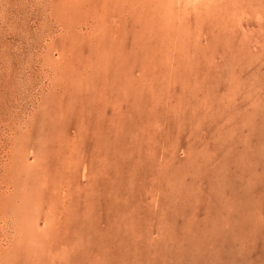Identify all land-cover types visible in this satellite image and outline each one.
Instances as JSON below:
<instances>
[{
  "label": "rangeland",
  "instance_id": "rangeland-1",
  "mask_svg": "<svg viewBox=\"0 0 264 264\" xmlns=\"http://www.w3.org/2000/svg\"><path fill=\"white\" fill-rule=\"evenodd\" d=\"M0 264H264V0H0Z\"/></svg>",
  "mask_w": 264,
  "mask_h": 264
}]
</instances>
